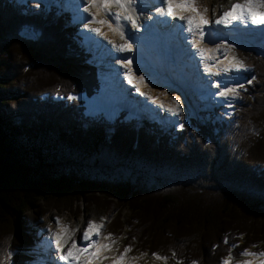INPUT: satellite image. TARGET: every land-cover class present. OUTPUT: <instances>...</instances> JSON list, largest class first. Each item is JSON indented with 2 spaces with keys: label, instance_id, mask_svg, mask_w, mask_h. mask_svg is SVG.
Instances as JSON below:
<instances>
[{
  "label": "trees",
  "instance_id": "obj_1",
  "mask_svg": "<svg viewBox=\"0 0 264 264\" xmlns=\"http://www.w3.org/2000/svg\"><path fill=\"white\" fill-rule=\"evenodd\" d=\"M33 6L0 0V264H35L32 224L79 201L166 264L263 252L264 54L230 115L110 121L86 113L101 81L77 28Z\"/></svg>",
  "mask_w": 264,
  "mask_h": 264
},
{
  "label": "rangeland",
  "instance_id": "obj_2",
  "mask_svg": "<svg viewBox=\"0 0 264 264\" xmlns=\"http://www.w3.org/2000/svg\"><path fill=\"white\" fill-rule=\"evenodd\" d=\"M23 2V4H26L28 2H32L34 4L33 8H39L46 10H50L52 8H58V11L66 10L70 12L73 15V20L69 23L71 24H77V26L80 29V33L83 34L84 39H86V49L90 51V53L93 55L92 61L96 64V66L99 68L100 71V80H101V86L99 89V92L94 95L92 100L87 104L86 107V113L88 114H95V115H101L103 117H107L110 121L116 119L120 114L123 115L124 119L126 120H132L135 118V120L138 119L140 125L142 124V118L146 117L149 121L154 120V118H158V121H163L165 128H168L169 130L172 129V127L180 128L179 123H187L189 118L196 117L200 120H203L204 118L207 120L209 117L207 115L203 116L200 114V111L204 110H212L213 107H217L218 105H225L220 108L222 112H224V115H230L232 114V111L234 110L235 106L239 105L240 103V94L242 92V88H238L237 92L238 95L236 97H232L231 94L228 98L223 97H217L216 95H213L212 99L206 98L209 94V91L204 87V82L198 80V76H203L204 78H207V74L205 71H202L200 69V66L203 67V64L201 61H196L199 65V69L195 70V72L192 71V75H189V78L186 77V80L184 81L180 80L177 77L176 80L178 81L177 84H172V88L170 89L168 86V83H164L160 88H157V90H153L152 87H144L145 93L140 95L137 93L138 84L136 83V86H128L126 90L121 89L120 94H123L124 96L113 95L111 93L112 89H115L116 86L123 87L127 83H121L122 77L120 74L125 71V69L119 64L116 63L115 60L118 57L117 51H115L112 48V45L109 44V41H113L116 44H122L125 42H128L127 38L121 39L120 34L118 32V42L115 41L113 34L111 33V29H109L108 26L104 28L103 31L104 35H96V33L91 32L89 29L93 27H97L98 24L92 23V25H88L89 27H84V25L81 23V21H88L90 20L89 14L82 11H78L76 8H72L70 4H75L74 0H20ZM232 0H197V5H201V11L207 7L209 11L206 13L208 18L210 17H217V13L221 12L222 9L226 10L229 6ZM38 5V6H37ZM154 5L153 0H141V6H147L151 7ZM95 10V9H93ZM147 9L143 11L144 13H147ZM150 12V11H148ZM103 17V13L101 15ZM146 17V14L144 15V18ZM111 19V17H108ZM144 20V19H143ZM102 26V25H101ZM107 31V33H105ZM90 39V40H89ZM232 44V43H230ZM83 45V44H82ZM234 45L233 49V55L231 57L236 56L244 62V66H247V74L248 76L243 77L241 76V81L243 80L247 81L252 70L254 67V61L252 60L254 54L253 51H257L259 53L264 54V44L261 46L257 43H253L252 45H242V44H232ZM173 55V54H172ZM231 59V58H229ZM232 60V59H231ZM233 61V60H232ZM195 62V63H196ZM179 67L183 65V63H179L177 61ZM188 64V61L185 62L184 67L190 66ZM194 69V66H192ZM136 68L133 67V71ZM167 71V70H166ZM168 72V71H167ZM186 74V71H184ZM168 75V74H166ZM195 80H194V78ZM172 79H174V74L170 76ZM202 77V78H203ZM201 79V78H200ZM145 81L149 80V77H145ZM152 79H150L151 81ZM175 80V79H174ZM197 81V82H195ZM244 81V82H245ZM127 82V80H126ZM170 82V80H168ZM218 82L217 79L212 78V84H216ZM243 82V83H244ZM180 84H183L184 90L180 91L178 89H181ZM111 90H109V94L107 93V86H111ZM178 85V88L176 87ZM163 88V89H162ZM214 89L216 87L214 86ZM123 90V91H122ZM155 92V94H154ZM104 94H108L107 97H111L110 100L111 103L107 105L106 100L104 98H100L99 96H103ZM136 94V95H134ZM120 95V96H119ZM150 95L151 98H154L155 100H149L146 96ZM118 96V97H117ZM96 97H99V102L101 104L102 109H99V107H93V102ZM175 97H179L180 104L182 111L179 115H174L167 109L169 106H172L175 104ZM118 99V100H117ZM215 100H217L215 102ZM152 101V102H151ZM222 102V103H221ZM229 104H231V107H229ZM163 105V107H161ZM139 106V107H138ZM224 107V108H223ZM150 115V116H149ZM157 115V116H156ZM78 210H58V209H50L47 213L40 216V219L37 220L33 225V231L32 234V240L40 245V248L47 249L50 244H52V234L57 231H62V229L67 228L69 230L70 239L69 243H71L72 240L78 241L79 237L82 236V231L84 228L87 227V223L89 221H93L97 224L102 225L100 232H101V239L105 241L103 238L106 236L108 237V242L111 243L112 251L114 252V255L120 256L121 253L124 252L125 247H129L130 250L125 253L124 261L127 264H166L168 259L161 258L159 256H149L146 253H141L137 251L136 249H133L130 246H127L125 243V240L123 236H118V234H114L110 230L109 223L111 222V218H108L106 213L103 210H99L93 206H89L86 204V201H79L77 204ZM124 214L128 215V211H124ZM126 216V215H125ZM59 219V225L56 223V219ZM85 221V223H84ZM70 224L73 226L70 228ZM86 225L84 227H81L78 229L77 227H80L81 225ZM82 229V230H81ZM111 234V235H109ZM36 238V239H35ZM54 245V244H53ZM53 247V246H52ZM52 247L50 249H52ZM41 249V250H42ZM38 250L34 248V252L37 253ZM248 252L253 253L254 250L248 249ZM56 255V253H54ZM48 257L55 263L56 259H54V256L49 252ZM57 257V256H56ZM117 257V258H118ZM42 257H36L37 260L41 261ZM264 259V257H260L258 255L256 256H245L243 255L242 258L238 260H230V264H240L241 261L244 260H253V259ZM35 261V264H40V261ZM49 260V263L50 261ZM53 264V263H52Z\"/></svg>",
  "mask_w": 264,
  "mask_h": 264
},
{
  "label": "snow or ice",
  "instance_id": "obj_3",
  "mask_svg": "<svg viewBox=\"0 0 264 264\" xmlns=\"http://www.w3.org/2000/svg\"><path fill=\"white\" fill-rule=\"evenodd\" d=\"M84 4L83 11L91 16L89 23H95L99 25H108L109 29L114 32H119L121 39L124 38L128 28L135 29L139 32L141 28L151 27L149 22L157 21L161 24L172 23L175 26V21H183L186 24V31L190 34V41L187 36L183 37V41L190 44L191 48L197 50L199 56L205 60H214V63L205 64V71L213 76L220 75L221 71L228 72L229 70L244 69L247 71L242 62L232 63L229 61L227 53L234 45L229 44L226 39H220L219 43H214L212 48L203 46V41L206 39L205 26L215 24L217 26H223L227 28L233 25L234 22H239L245 26L251 25H264V0H232L230 6L221 11L220 15L214 20H210L206 13L209 11L205 7L202 11L197 5V0H159L160 7L152 5L148 7V11H154V16L145 17L144 20H140L139 17L145 10L141 6V0H82ZM38 6V5H37ZM95 9V10H93ZM103 13V17L100 14ZM108 17H111L109 19ZM172 18L168 21L166 18ZM84 27H89L84 25ZM98 35H104L100 27H93L89 29ZM184 29L182 28L181 31ZM135 36V33H132ZM112 48L117 52H132L134 46L130 42L122 44H116L113 41H109ZM142 50V49H141ZM210 53H223L224 60H215L210 56ZM132 57L128 56L125 59L115 61L119 63L124 69V76L128 80L129 84H136L137 82H143L144 76L140 75L135 80L133 79V63ZM235 60V57L232 58ZM224 61H229L227 64ZM223 65V67H221ZM143 71V69H138ZM255 79V77H253ZM247 83L251 84L252 80H248ZM217 91L214 95L219 97L228 98L231 94L232 97L238 95L237 89L242 88L243 85H221L219 82L215 84ZM139 91V88H137ZM74 98V97H70ZM175 104L169 106L167 109L174 115H179L182 111L179 97H175ZM163 107V105H161ZM231 107V104H229ZM181 129L184 128L183 123H179ZM57 225H59V219H56ZM102 225L93 221L87 223V227L82 231V240L88 241L85 246H78L75 240H72L70 246L65 250V245L69 244L70 234L67 228L62 231H57L52 234V244L55 246V250L58 255V260L67 262V264H99V261L107 259L103 253L111 247L110 244H101L94 237L99 236V232ZM111 235V234H109ZM130 250L129 247H125L124 252L120 254L118 258L112 260V264H124L125 253ZM152 255L156 256V253ZM241 255L245 256H260L264 257V252L251 253L245 249ZM166 259V258H165ZM230 259L223 260V264H230ZM192 264H197L193 261ZM240 264H253L252 260L241 261ZM255 264H264V259H259Z\"/></svg>",
  "mask_w": 264,
  "mask_h": 264
},
{
  "label": "bare ground",
  "instance_id": "obj_4",
  "mask_svg": "<svg viewBox=\"0 0 264 264\" xmlns=\"http://www.w3.org/2000/svg\"><path fill=\"white\" fill-rule=\"evenodd\" d=\"M82 1V0H81ZM200 7V9H201V5H199ZM158 7H159V5H158ZM144 8L145 9H147V6H144ZM146 14V17H149V16H153V14H155V13H153V11H150V12H148L147 11V13H144V14H142L140 17H139V19L140 20H143L144 19V15ZM102 15V13L100 14V16ZM102 17V16H101ZM89 21V20H88ZM90 24V23H89ZM90 25H92V23L90 24ZM106 25V24H105ZM167 25V24H166ZM108 26V25H107ZM126 27H129L128 29H129V31H130V26H126ZM162 28L164 29V27H163V25H162ZM107 29V28H106ZM107 32V31H106ZM111 33L113 34V37H114V39L118 42V32H114V31H112L111 30ZM131 37H132V34H130V38L128 39V42L130 41V39H131ZM156 42H158L157 40L154 42V44L156 43ZM153 44V45H154ZM230 44V43H229ZM153 45H151L150 47H148V51L149 50H151V48H152V46ZM208 46H212V45H208ZM182 51H183V49H181L180 50V54L181 55H183V53H182ZM124 52H126V51H124ZM119 53H121V52H119ZM130 56V55H129ZM137 57H139L138 59H134L133 60V67H135L136 69V71H133V73H134V75H133V79L135 78L136 79V77H139L140 75H143L144 76V78L145 77H149V80L148 81H143V82H140V84H139V91H137V93H141L142 92V90H144V87L145 86H148V87H152V89L153 90H157V88H160L164 83H168V86H169V88L171 89L173 86H172V82L170 81V82H168V80H171V78H170V76L172 75V74H174V76H175V78L174 79H176L177 77L179 78V77H181V78H183L184 77V75H183V68H182V66H180L179 67V65H178V63H177V61L179 62V63H181V62H183V60L185 59V57L183 58V57H181L180 55H179V58H177V56H175V55H172V54H167V53H164V52H162L161 50H160V46L159 45H156V46H154L153 47V49L150 51V56H151V59H152V62H153V64H152V66L150 65V66H147V65H145L144 63H143V58H142V56L141 55H136ZM215 57L217 58V56L215 55ZM199 60H201L202 62H203V70L205 71V60L204 59H200L199 58ZM115 61H117V60H115ZM229 61H231V59H229ZM229 61H224V63L225 64H227ZM177 66V67H176ZM192 66H194V65H190L188 68H187V70H189L190 72H192V71H194V69L192 68ZM222 67H223V65H222ZM138 69H143V71H138ZM165 70H167L168 72H167V74L168 75H166L165 74ZM188 73V72H187ZM205 73L206 74H208L209 76L211 75V74H209L208 72H206L205 71ZM187 76V75H186ZM207 76V75H206ZM150 79H152L151 81H150ZM194 80H195V78H194ZM128 81V80H127ZM185 81V80H184ZM221 85H229L228 83H227V81H221ZM178 86V85H177ZM178 88V87H177ZM163 89V88H162ZM178 90H180V91H183L184 90V86H182V88L181 89H178ZM123 91V90H122ZM145 93V92H144ZM109 94V93H108ZM107 94V95H108ZM154 94H155V92H154ZM107 95L106 94H104L103 96L101 95V96H99L100 98H104L105 100H106V103H107V105H105L104 107H106V106H108V104L109 103H111L110 102V100L112 99L111 97L109 98V97H107ZM120 96V95H119ZM99 97H96L95 99H94V104H93V107H99V109H102V108H104V107H102L101 106V104H100V100H99ZM147 97V96H146ZM153 100H155L154 98H152ZM118 100V99H117ZM152 100V101H153ZM151 101V102H152ZM139 107V106H138ZM157 116V115H156ZM158 119V118H157ZM84 223H85V221H84ZM86 224V223H85ZM81 225L80 227H77L78 229H80L81 227H84V226H86V225ZM71 227H73L71 224H70V228ZM82 230V229H81ZM80 238L82 239V236H80ZM88 242H84V244L86 245ZM111 252H109V254H110ZM108 254V255H109ZM105 256H107V254L105 253L104 254ZM257 259V258H256ZM53 262L52 261H50V264H52ZM100 264H112V259H111V257L110 256H108V259L106 260V262L105 263H103V262H101L100 261ZM124 264H126L125 262H124Z\"/></svg>",
  "mask_w": 264,
  "mask_h": 264
}]
</instances>
